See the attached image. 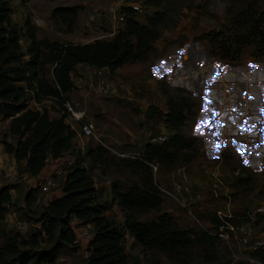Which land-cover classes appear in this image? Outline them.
<instances>
[{
    "label": "rangeland",
    "instance_id": "1",
    "mask_svg": "<svg viewBox=\"0 0 264 264\" xmlns=\"http://www.w3.org/2000/svg\"><path fill=\"white\" fill-rule=\"evenodd\" d=\"M3 1L11 8L8 30L18 35L24 63L31 59L32 35L37 41L48 39L61 44L113 40L119 32L115 31L112 15L121 2L141 7L136 14L141 24L162 15L152 49L143 60L126 64L106 77L110 83L108 92L97 90L101 78L86 67L74 75L75 94L68 102L94 124L100 142L96 144L92 139L85 152L77 150L73 143L66 154L87 169L99 203L112 205L106 216L118 227L124 225L128 215L147 224L168 214L177 230L189 233V247L172 252L139 246L127 234L125 247L130 264H264L263 249L254 251L239 241L245 236L251 243L264 242V218L255 214L264 205V54L259 46L260 39H264V0ZM60 7L79 9L72 30L54 16ZM116 27L123 30L125 24L118 23ZM253 27L254 35L259 37H249ZM241 37L247 42L238 47L240 52L223 59L220 44L235 49ZM21 65L15 62L8 68L14 70ZM52 71V66L44 70L50 83L54 82ZM18 85L33 110L40 109L51 119L65 116L60 101L31 91V81ZM205 93L211 101L206 112L202 111ZM33 99L36 103H31ZM172 99L188 100L191 105L184 126L178 130L165 117ZM151 106L158 114L148 118ZM213 110L219 115L213 116ZM236 118L240 119L233 122ZM203 120H210L212 127L197 131L198 122ZM245 120L251 131L240 130ZM217 123L223 127H216ZM175 134L191 143V147L171 150V162L144 160L145 148L155 145L154 139L168 136L170 140ZM94 149H103L96 160L89 154ZM240 151L244 154L240 155ZM11 160L6 155L0 159V191L8 188L11 196L8 213L0 219V247L30 241L35 234L39 248L44 250L52 249L56 242L63 243L54 264H88L90 243L67 244L60 239L59 227H51L48 209L56 196L50 194L47 198L40 194L25 161L15 159V173L8 177ZM140 162L145 166L137 165ZM238 170L240 174L236 176ZM179 171L189 177L190 194L177 196L174 192L172 181ZM213 172L220 177L217 195L212 186ZM67 174L58 178L59 188ZM134 185L143 189L156 187L161 205L148 212L122 208L117 192L126 193ZM29 192L33 197L30 204L26 202ZM18 223H23V230L18 229ZM204 233L214 236V241L200 244L197 238Z\"/></svg>",
    "mask_w": 264,
    "mask_h": 264
},
{
    "label": "trees",
    "instance_id": "2",
    "mask_svg": "<svg viewBox=\"0 0 264 264\" xmlns=\"http://www.w3.org/2000/svg\"><path fill=\"white\" fill-rule=\"evenodd\" d=\"M11 12L9 4L0 0V115L5 119L13 118L11 130L19 138L15 158L19 162L25 161L27 171L36 177L45 168L49 157L58 159L73 147L76 133L65 123V116L51 119L48 114L29 110L28 97L24 99L23 89L18 84L31 81L34 84L32 92L42 98H55L64 106L75 89L72 74L79 65L94 68L109 67L111 72L115 73L126 64L143 60L157 39L156 28L162 21V15H155L147 19V24H141L136 20L137 12L129 7L123 8L121 12L125 18V28L111 41L61 44L48 39L37 41L32 35L31 59L24 63L19 50L18 35L15 31L8 30L11 26ZM54 16L72 30L76 26L79 9L60 7L56 9ZM255 32L256 28L253 27L249 37L258 36L254 35ZM246 42L243 37L239 38V44L235 49L231 45L220 44L219 49L223 59L239 53L238 47ZM260 44V50H263L262 54H264V39H260ZM15 62L22 65L14 70L9 69L8 66ZM47 66L53 67V83H50L44 75ZM190 106L188 100H170L168 112L165 114L167 123L175 130L184 126ZM157 114V109L149 107L148 118H153ZM28 133L30 135L26 137ZM190 147L191 143L181 135L175 134L162 145H147L144 160L153 162L157 159L171 162L174 158L171 150ZM8 149L13 151L11 147ZM102 150H90L89 154L96 160ZM137 165L145 166L143 162ZM9 191L8 188L0 191V219L8 213V206L11 204ZM116 196L119 205L131 211L148 212L158 208L162 203L160 192L156 187L143 189L134 185L126 193L117 192ZM32 201V192H29L26 202L30 204ZM111 207L110 203H99L89 172L82 162H76L65 179L63 196L53 200L49 205L51 227H59L60 239L74 245L77 239L70 227L71 220L76 217L86 224H92L95 236L89 245L88 264H130L125 247L127 234L133 237L139 246L168 252L186 249L191 243L189 233L177 230L173 218L168 214H162L155 222L147 224H142L128 215L124 225L118 227L106 216ZM215 222L218 220L215 219ZM214 239V236L207 233L197 238L203 245L211 243ZM62 244L56 242L50 250L41 249L39 238L34 234L30 237V241L15 242L10 246L0 247V264H54L57 252L64 248ZM18 245L30 249H20Z\"/></svg>",
    "mask_w": 264,
    "mask_h": 264
},
{
    "label": "built area",
    "instance_id": "3",
    "mask_svg": "<svg viewBox=\"0 0 264 264\" xmlns=\"http://www.w3.org/2000/svg\"><path fill=\"white\" fill-rule=\"evenodd\" d=\"M127 7L133 9L137 13L141 11V7L135 4H123L122 2L118 4L114 10L115 13L112 15L115 31L117 30L119 32L121 30L120 27H116L118 23L121 25L125 24V18L121 11L123 8ZM86 70L88 72L93 71L99 78H101L98 81L97 86V90L99 92H108L110 90V83L106 78L112 74L109 67L94 68L91 66H86ZM32 102L36 103V100L33 99L31 103ZM28 109L39 113L42 112L40 109L33 110L32 106L29 104ZM64 109L66 111L65 123L76 133L74 146L77 150L85 152L87 149V143L92 139L96 141V144L100 142V139L95 132L94 124L85 120L84 112L78 111L76 107H74L70 102H66L64 104ZM12 119L13 118L5 119L0 115V159L5 155L12 157L10 169L7 170L8 177H12L15 173V150L19 140L18 136L12 133ZM239 119L240 118H236L234 121L237 122ZM168 140V136H159L157 139H154L153 142H155V145L164 144L168 142ZM9 147H11L13 151H9ZM75 163V158L66 153L58 159L49 157L46 160V166L43 171L35 177L36 189L39 190L40 194L47 196V198L50 194L51 196L54 195L56 198H60V196L63 195L64 185L63 187L60 186L61 188H59L60 184H58V178L68 173L73 168ZM154 170L157 171V168L155 167ZM239 174L240 171L238 170L235 175L239 176ZM177 176V178L174 176L172 181L175 194L177 196L182 195L183 193L190 194L191 188L188 175L186 173H182V171H179ZM211 177L213 179V191L214 194L217 195V189L219 187L218 184L220 183L219 174L217 172H213ZM177 196H175V198H177ZM39 201L40 199H38L36 202L39 203ZM52 201L53 200L51 199L50 202ZM255 214L264 217V205L258 207L255 211ZM17 227L19 230L24 229L23 223H18ZM70 227L76 236L77 242L90 243L95 236L94 226L92 224H86L76 217L71 220ZM239 241L245 246L249 245L254 251L261 249L264 250L263 241L256 240L251 243L249 238L245 236L241 237Z\"/></svg>",
    "mask_w": 264,
    "mask_h": 264
},
{
    "label": "snow or ice",
    "instance_id": "4",
    "mask_svg": "<svg viewBox=\"0 0 264 264\" xmlns=\"http://www.w3.org/2000/svg\"><path fill=\"white\" fill-rule=\"evenodd\" d=\"M212 78L215 79V77H212ZM209 103H211V101H209V100L207 99V93H205L204 105H203V107H202V111H204V112L208 111V107H207V106H208ZM233 111H235V109H233ZM262 114H264V110H262ZM212 115H213V116H218L219 113L216 112L215 110H213ZM233 122H235V121H233ZM247 124H248V122H247V120H245V121L243 122V124L241 125L240 130H241V131H251V128L248 127ZM204 127H209V128H211V127H212L211 121H210V120L199 121L198 124H197V128H196V130H197V131H202V129H203ZM216 127H223V125L217 123ZM215 134H216L217 136L219 135L218 132L215 133ZM215 148H216L217 151H219L220 145H219V144L215 145ZM239 154H240V155H243L244 153H243V151H240ZM245 163H247V162H245Z\"/></svg>",
    "mask_w": 264,
    "mask_h": 264
},
{
    "label": "crops",
    "instance_id": "5",
    "mask_svg": "<svg viewBox=\"0 0 264 264\" xmlns=\"http://www.w3.org/2000/svg\"><path fill=\"white\" fill-rule=\"evenodd\" d=\"M87 65H79L77 68H76V70H75V72L73 73V75H72V78H73V81H74V83H76L77 84V82L75 81V78H74V75L77 73V71H79L81 68H83V67H86ZM79 74V73H78ZM80 74H82V73H80ZM79 79V78H78ZM75 89H74V91L69 95V97H71L72 95H74L75 93ZM63 195H61L60 197H62Z\"/></svg>",
    "mask_w": 264,
    "mask_h": 264
},
{
    "label": "water",
    "instance_id": "6",
    "mask_svg": "<svg viewBox=\"0 0 264 264\" xmlns=\"http://www.w3.org/2000/svg\"><path fill=\"white\" fill-rule=\"evenodd\" d=\"M2 190H3V189H2ZM2 190H1V191H2Z\"/></svg>",
    "mask_w": 264,
    "mask_h": 264
}]
</instances>
